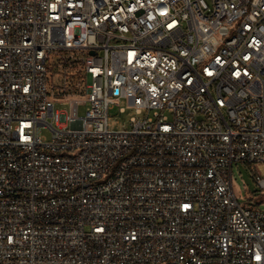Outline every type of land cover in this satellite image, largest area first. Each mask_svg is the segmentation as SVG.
Instances as JSON below:
<instances>
[{
	"label": "built area",
	"instance_id": "built-area-1",
	"mask_svg": "<svg viewBox=\"0 0 264 264\" xmlns=\"http://www.w3.org/2000/svg\"><path fill=\"white\" fill-rule=\"evenodd\" d=\"M235 162H264V0H0V264H264Z\"/></svg>",
	"mask_w": 264,
	"mask_h": 264
},
{
	"label": "rangeland",
	"instance_id": "rangeland-1",
	"mask_svg": "<svg viewBox=\"0 0 264 264\" xmlns=\"http://www.w3.org/2000/svg\"><path fill=\"white\" fill-rule=\"evenodd\" d=\"M56 79L59 80L58 77ZM56 107L63 111H68L70 108L68 102L57 103ZM120 107L125 108V111L121 112ZM80 113H83V109L80 110ZM135 114L134 109L127 100L123 99L120 106L116 105L110 109L109 129L122 130L128 128L130 126V118ZM255 171L264 177V162L255 165L235 162L232 167L233 187L241 204L258 206L264 210V192H262L256 181Z\"/></svg>",
	"mask_w": 264,
	"mask_h": 264
},
{
	"label": "bare ground",
	"instance_id": "bare-ground-1",
	"mask_svg": "<svg viewBox=\"0 0 264 264\" xmlns=\"http://www.w3.org/2000/svg\"><path fill=\"white\" fill-rule=\"evenodd\" d=\"M30 58L35 64H45L49 61V51L43 46H34L30 50Z\"/></svg>",
	"mask_w": 264,
	"mask_h": 264
}]
</instances>
